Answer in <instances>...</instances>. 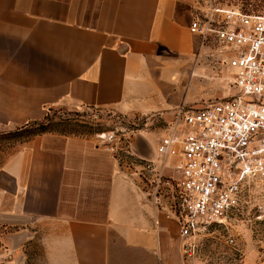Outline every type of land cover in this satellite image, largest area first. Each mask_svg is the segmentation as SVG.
Listing matches in <instances>:
<instances>
[{
	"label": "crops",
	"instance_id": "obj_1",
	"mask_svg": "<svg viewBox=\"0 0 264 264\" xmlns=\"http://www.w3.org/2000/svg\"><path fill=\"white\" fill-rule=\"evenodd\" d=\"M198 2L0 0V126L21 128L57 108L171 123L181 105L232 95L230 68L190 30ZM180 77L200 92L185 103ZM166 132L134 134L132 154L159 168ZM140 168L83 135L47 132L20 143L0 165V228L18 251L15 264L36 243L45 264H170L171 252L183 251L179 226L154 204Z\"/></svg>",
	"mask_w": 264,
	"mask_h": 264
},
{
	"label": "built area",
	"instance_id": "obj_2",
	"mask_svg": "<svg viewBox=\"0 0 264 264\" xmlns=\"http://www.w3.org/2000/svg\"><path fill=\"white\" fill-rule=\"evenodd\" d=\"M197 5L190 30L217 49L216 63L230 68L229 85L237 93L179 108L157 147L164 164L144 161L154 204L175 219L190 257L200 238L226 224L253 189L264 193V10Z\"/></svg>",
	"mask_w": 264,
	"mask_h": 264
},
{
	"label": "rangeland",
	"instance_id": "obj_3",
	"mask_svg": "<svg viewBox=\"0 0 264 264\" xmlns=\"http://www.w3.org/2000/svg\"><path fill=\"white\" fill-rule=\"evenodd\" d=\"M199 1L204 6L213 2L220 7L233 6L247 10H264V0ZM181 77L177 86V97H180V102L185 103L200 92L197 88L188 86L187 80ZM235 93L237 90L232 87L227 95ZM184 106L181 105L175 110ZM48 114L49 117L46 120L48 129L91 137L102 146L113 147L120 162L140 175L143 173L140 166L145 162L132 154L130 148L132 136L143 132L157 139L156 137L162 136L170 125L168 120L158 117L126 115L111 109L57 108L51 109ZM26 135L27 132L19 127L0 126V165L18 148L20 143L26 140ZM102 135L107 138L111 136L112 142L105 141ZM165 174L172 173L165 169ZM251 194L247 203L226 224L214 228L209 235L200 238L192 257L185 254L179 247V251L171 252L170 264H179L177 259L179 256L180 264H264V193L255 188ZM167 216L170 217L168 213ZM5 233L6 231L0 228V264H15L16 261L18 263V251L5 246L3 241ZM231 238L235 241L233 246L227 242ZM26 257L25 264H45L44 254L37 243L27 246Z\"/></svg>",
	"mask_w": 264,
	"mask_h": 264
},
{
	"label": "trees",
	"instance_id": "obj_4",
	"mask_svg": "<svg viewBox=\"0 0 264 264\" xmlns=\"http://www.w3.org/2000/svg\"><path fill=\"white\" fill-rule=\"evenodd\" d=\"M48 112L46 113L45 117L42 120L32 122V123H29V124L21 127V130L23 129V131L27 132L26 139L32 137L33 135L41 134V133H47V132L60 133V132H56V131H53V130L47 128L46 120L49 117ZM63 134H65V133H63Z\"/></svg>",
	"mask_w": 264,
	"mask_h": 264
},
{
	"label": "water",
	"instance_id": "obj_5",
	"mask_svg": "<svg viewBox=\"0 0 264 264\" xmlns=\"http://www.w3.org/2000/svg\"><path fill=\"white\" fill-rule=\"evenodd\" d=\"M145 161H151V160H145Z\"/></svg>",
	"mask_w": 264,
	"mask_h": 264
},
{
	"label": "bare ground",
	"instance_id": "obj_6",
	"mask_svg": "<svg viewBox=\"0 0 264 264\" xmlns=\"http://www.w3.org/2000/svg\"><path fill=\"white\" fill-rule=\"evenodd\" d=\"M104 136V135H103Z\"/></svg>",
	"mask_w": 264,
	"mask_h": 264
}]
</instances>
